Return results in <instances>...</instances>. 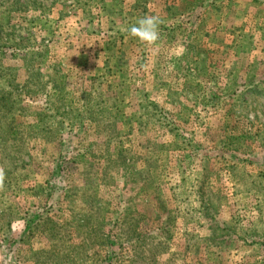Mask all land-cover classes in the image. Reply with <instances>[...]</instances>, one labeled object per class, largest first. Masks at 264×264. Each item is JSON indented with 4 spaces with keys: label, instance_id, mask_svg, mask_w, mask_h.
I'll return each mask as SVG.
<instances>
[{
    "label": "rangeland",
    "instance_id": "obj_1",
    "mask_svg": "<svg viewBox=\"0 0 264 264\" xmlns=\"http://www.w3.org/2000/svg\"><path fill=\"white\" fill-rule=\"evenodd\" d=\"M0 166V264H264V0H0Z\"/></svg>",
    "mask_w": 264,
    "mask_h": 264
},
{
    "label": "clouds",
    "instance_id": "obj_2",
    "mask_svg": "<svg viewBox=\"0 0 264 264\" xmlns=\"http://www.w3.org/2000/svg\"><path fill=\"white\" fill-rule=\"evenodd\" d=\"M162 20L156 15H147L139 17L136 22L131 25L127 31L129 36L136 38L140 43L155 47L160 38V25ZM6 173L5 169L0 166V191L5 187ZM7 264H13V258L11 254L7 256Z\"/></svg>",
    "mask_w": 264,
    "mask_h": 264
}]
</instances>
